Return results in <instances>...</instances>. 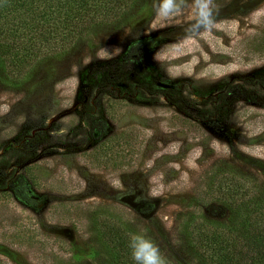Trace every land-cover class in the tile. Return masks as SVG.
<instances>
[{
  "label": "rangeland",
  "instance_id": "1",
  "mask_svg": "<svg viewBox=\"0 0 264 264\" xmlns=\"http://www.w3.org/2000/svg\"><path fill=\"white\" fill-rule=\"evenodd\" d=\"M218 2L193 35L138 0L0 83V264H100L105 209L200 264L183 215L226 220L227 183L264 184V0Z\"/></svg>",
  "mask_w": 264,
  "mask_h": 264
},
{
  "label": "trees",
  "instance_id": "2",
  "mask_svg": "<svg viewBox=\"0 0 264 264\" xmlns=\"http://www.w3.org/2000/svg\"><path fill=\"white\" fill-rule=\"evenodd\" d=\"M137 1L0 0V83L16 86L29 80L47 59L70 52L96 25H114ZM230 182L223 194L229 205L227 219L184 214L180 232L200 264H264V184ZM105 210L95 211L93 217L104 251L100 264H136L130 236L145 233L125 215Z\"/></svg>",
  "mask_w": 264,
  "mask_h": 264
},
{
  "label": "clouds",
  "instance_id": "3",
  "mask_svg": "<svg viewBox=\"0 0 264 264\" xmlns=\"http://www.w3.org/2000/svg\"><path fill=\"white\" fill-rule=\"evenodd\" d=\"M153 7L156 15L165 20L190 14L191 23L186 31L195 35L210 32L217 26L216 16L221 5L218 0H154ZM152 194L158 195L155 192ZM129 247L136 264H166L160 247L146 234H131Z\"/></svg>",
  "mask_w": 264,
  "mask_h": 264
}]
</instances>
